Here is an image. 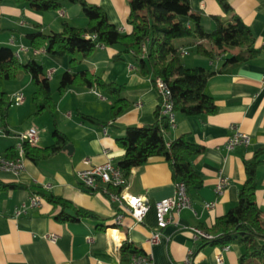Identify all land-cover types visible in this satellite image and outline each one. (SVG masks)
I'll return each instance as SVG.
<instances>
[{"label": "crops", "instance_id": "crops-1", "mask_svg": "<svg viewBox=\"0 0 264 264\" xmlns=\"http://www.w3.org/2000/svg\"><path fill=\"white\" fill-rule=\"evenodd\" d=\"M85 1L103 7L110 22L122 32L132 31L127 21L130 13L128 0ZM190 3L207 32L215 29L214 15L228 17L217 0H190ZM230 3L250 27L256 39L255 46L261 51L239 67L217 72L209 79L207 92L217 104L215 114L185 116L177 112L176 126L163 131L167 143L188 135L192 143L205 146L204 153L191 157L204 182L201 186L188 188L192 208L174 213L158 241L151 243L157 225L155 204L176 193L170 164L163 156L152 157L144 166L133 168L128 191L134 195H146L152 207L143 221L136 223L127 215L118 229L113 228V203L100 192L85 190L77 177L79 170L108 160L119 163L125 151L117 139L125 136L128 127L155 121L159 98L151 76L143 75L130 56L114 60L118 51L115 47H99L83 62L79 71H90L107 83L125 86L132 106L113 119V99L93 85L70 86L60 93V82L70 71V56L53 55L46 49L35 53L27 39V34L33 32H60L65 21L75 27H86L88 18L83 6L66 0L61 9L41 11L28 3L0 2V48L7 46L15 52L20 44L29 47L19 60L26 63L35 58L51 75L57 127L70 139L52 158L39 164L25 157L24 168L19 173L0 169V181L41 186L98 215L97 218L62 221L57 216L59 209L43 198L40 206L16 216L17 208L29 201V191L0 189V264H123L121 246L126 239L150 253L154 264H185L191 251L194 264L215 262L223 247L203 244L201 239L194 237L191 228L198 226L210 230L218 218L238 203L239 189L247 177L245 161L255 152L264 150V0H230ZM181 19L188 22L186 17ZM190 41H193L192 37L180 40L184 45ZM186 49L182 60L188 67L218 70L227 56L223 53L211 60L199 55L192 46H186ZM2 87L9 96L23 93L25 102L11 105L8 132L0 121V155L15 151L17 156L22 144L21 135L31 127L40 131L38 147L53 144L52 115L45 111L34 116L35 86L31 75L21 74L16 79L4 80ZM79 112L102 123L85 121ZM236 128L248 133L251 143L228 151L226 143ZM67 144L72 145L70 150L65 149ZM257 175L256 200L264 210V156ZM221 179H226L228 185L223 192L217 193L216 187ZM206 203H213L212 208L205 207ZM51 234L56 235L55 241L49 240ZM241 254V246L232 243L224 252L225 264H241Z\"/></svg>", "mask_w": 264, "mask_h": 264}, {"label": "trees", "instance_id": "trees-1", "mask_svg": "<svg viewBox=\"0 0 264 264\" xmlns=\"http://www.w3.org/2000/svg\"><path fill=\"white\" fill-rule=\"evenodd\" d=\"M13 1L28 3L35 9L46 11L63 8L66 0ZM70 1L83 6L88 18L86 27H75L65 21L60 32L49 34L33 32L27 34V39L35 49H46L53 55L70 56V71L60 82V93H64L70 86L93 85L113 99L111 108L113 119L132 106V102L126 96L125 86L107 83L90 71L82 72L78 69L100 46L117 48L118 51L113 56L116 61L130 56L143 75L151 76L153 80L156 77L166 80L172 90L176 112L185 116L215 114L217 104L207 92L209 79L217 72L239 67L261 51L255 46L256 39L250 27L235 13L230 0H217L228 17L214 15L213 32L205 30L201 17L193 11L190 0H128L130 13L127 21L132 27L130 33L122 32L110 22L106 11L100 5L85 0ZM181 17L188 18V22H184ZM188 37H192L193 41L185 45L180 42L181 39ZM186 46L194 47L199 55L211 60H216L223 53L227 56L218 70L201 66L188 67L182 60L183 51H187ZM21 74H30L35 86L34 116L49 111L53 117V144L38 147L30 145L27 141L22 143L25 157L39 164L52 158L70 139L57 127L54 115L56 103L52 96L50 78L44 66L35 58L22 63L7 46L0 48V121L4 130L8 132L11 101L9 94L2 87V82L16 79ZM79 114L85 121L102 123L93 116L81 112ZM168 128H170L168 118L162 114L159 105L153 123L128 127L125 136L117 139L118 145L125 151L123 159L118 163L119 167L129 179L133 168L144 166L152 157L163 156L170 164L176 183L183 182L187 191L189 187L201 186L204 182L203 177L193 166L191 157L204 153L205 146L192 143L188 135H182L167 143L163 131ZM15 155V151H9L6 156L12 158ZM263 156L264 150H259L245 161L247 177L239 189L238 203L206 231L213 235L212 239L201 238L203 244L220 247L238 243L242 248L241 264H264V210L258 206L256 200L257 171ZM5 188L25 189L31 196L40 195L55 209H59L57 216L62 221L98 217L95 212L77 206L72 201L38 185L0 181V189ZM144 252L136 243L126 239L121 246L122 263L128 264L131 255Z\"/></svg>", "mask_w": 264, "mask_h": 264}, {"label": "built area", "instance_id": "built-area-1", "mask_svg": "<svg viewBox=\"0 0 264 264\" xmlns=\"http://www.w3.org/2000/svg\"><path fill=\"white\" fill-rule=\"evenodd\" d=\"M104 47V46H100ZM29 47L20 44L14 52L17 59L27 52ZM40 49H35L38 53ZM187 51L184 50L183 54ZM49 78L51 75H48ZM153 86L157 91L159 98V106L162 114L168 118L170 127L177 124V112L174 108L172 90L166 80L162 77L151 78ZM264 84V79H263ZM97 94L101 95L99 92ZM11 105H20L25 102L23 93H14L10 96ZM40 131L36 127H31L21 135L22 143L27 141L30 145L36 146L39 142ZM251 143V136L236 128L232 136L226 143V149L231 151L238 146H248ZM25 151L21 144L19 153L15 157H7L0 155V169L19 173L24 168ZM77 177L82 187L89 192H100L106 196L115 207L113 228L118 229L124 224L127 215L131 216L136 223L143 221L152 205L146 195H134L128 191L129 179L125 176L118 163L108 160L102 164L94 165L86 169L79 170ZM228 185L226 179H221L216 187V192L221 193ZM43 201L40 195L31 196L28 202L22 203L16 210V216H20L28 212L30 208L38 207ZM213 203H206L205 207L212 208ZM192 208V200L187 191V187L183 182L176 183V193L173 196L163 198L155 204L157 225L153 232L150 242L156 243L162 233V230L172 220L174 213H180L184 209ZM196 239H212L213 235L206 232L198 226L191 228ZM115 231V230H113ZM49 240L55 241L56 235H48ZM91 239V237H89ZM228 246L223 247L222 252L217 256L213 264H225L224 252ZM193 252H189L185 260V264H194ZM128 264H154L153 257L150 253L133 254Z\"/></svg>", "mask_w": 264, "mask_h": 264}, {"label": "water", "instance_id": "water-1", "mask_svg": "<svg viewBox=\"0 0 264 264\" xmlns=\"http://www.w3.org/2000/svg\"><path fill=\"white\" fill-rule=\"evenodd\" d=\"M72 148V145H69V144H67L66 146H65V149H71Z\"/></svg>", "mask_w": 264, "mask_h": 264}, {"label": "bare ground", "instance_id": "bare-ground-1", "mask_svg": "<svg viewBox=\"0 0 264 264\" xmlns=\"http://www.w3.org/2000/svg\"><path fill=\"white\" fill-rule=\"evenodd\" d=\"M113 233V232H112Z\"/></svg>", "mask_w": 264, "mask_h": 264}]
</instances>
